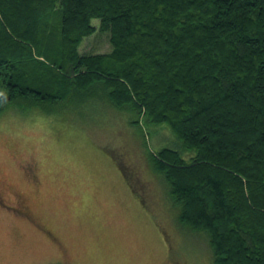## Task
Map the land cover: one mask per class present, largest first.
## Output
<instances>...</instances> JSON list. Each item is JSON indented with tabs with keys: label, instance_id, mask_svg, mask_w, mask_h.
I'll return each instance as SVG.
<instances>
[{
	"label": "trees",
	"instance_id": "trees-1",
	"mask_svg": "<svg viewBox=\"0 0 264 264\" xmlns=\"http://www.w3.org/2000/svg\"><path fill=\"white\" fill-rule=\"evenodd\" d=\"M88 98L170 132L142 157L212 264H264V0H0V114Z\"/></svg>",
	"mask_w": 264,
	"mask_h": 264
},
{
	"label": "rangeland",
	"instance_id": "rangeland-1",
	"mask_svg": "<svg viewBox=\"0 0 264 264\" xmlns=\"http://www.w3.org/2000/svg\"><path fill=\"white\" fill-rule=\"evenodd\" d=\"M108 49L99 32L80 46ZM133 120L101 98L0 114V264H212L206 234L178 221L142 157L177 144Z\"/></svg>",
	"mask_w": 264,
	"mask_h": 264
},
{
	"label": "flooded vegetation",
	"instance_id": "flooded-vegetation-1",
	"mask_svg": "<svg viewBox=\"0 0 264 264\" xmlns=\"http://www.w3.org/2000/svg\"><path fill=\"white\" fill-rule=\"evenodd\" d=\"M20 212H22L21 210H20ZM60 260V259H59ZM60 261H62V260H60ZM63 262V261H62ZM66 264V263H65Z\"/></svg>",
	"mask_w": 264,
	"mask_h": 264
}]
</instances>
